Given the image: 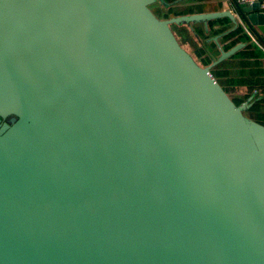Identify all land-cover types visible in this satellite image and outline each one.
<instances>
[{
    "label": "water",
    "instance_id": "1",
    "mask_svg": "<svg viewBox=\"0 0 264 264\" xmlns=\"http://www.w3.org/2000/svg\"><path fill=\"white\" fill-rule=\"evenodd\" d=\"M153 1L0 0V264H264L256 90L235 104L168 26L264 46L260 0Z\"/></svg>",
    "mask_w": 264,
    "mask_h": 264
},
{
    "label": "flooded vegetation",
    "instance_id": "2",
    "mask_svg": "<svg viewBox=\"0 0 264 264\" xmlns=\"http://www.w3.org/2000/svg\"><path fill=\"white\" fill-rule=\"evenodd\" d=\"M198 5L199 0H154L148 5V8L158 19L168 21L176 16L202 13L192 12L193 10H196L195 8H197ZM154 10L160 14L159 17L156 15ZM171 25H174L180 39H178L172 30ZM168 26L179 45L199 66H211L210 71L216 80L217 77L215 75L214 68H218V65H225L227 61L230 60L236 53L247 47V40L240 41L239 38L251 37V35L247 32L240 34L238 29L235 31H229L231 30L232 25L226 30L218 33V21L207 22V27H205L202 23L194 24L192 22H190L189 25L170 22L168 23ZM212 28L215 29L213 33H211ZM224 32L227 33L222 34ZM239 42H243L245 45L232 56L219 63H214L218 60L221 49L226 51Z\"/></svg>",
    "mask_w": 264,
    "mask_h": 264
},
{
    "label": "crops",
    "instance_id": "3",
    "mask_svg": "<svg viewBox=\"0 0 264 264\" xmlns=\"http://www.w3.org/2000/svg\"><path fill=\"white\" fill-rule=\"evenodd\" d=\"M222 0H199V5L196 10H193L192 12H208L211 10H218L220 6V2ZM223 7H226V4L224 3ZM231 24L223 21L218 22V33L226 30L228 27H230ZM241 31V29H238ZM215 29H211V33H213ZM264 37V35H263ZM240 41H246L248 42L247 47L243 49L242 51L236 53L237 54H245L246 57L244 60H242L241 66L249 67L254 72V76L250 92L253 90H256V97L257 100L251 105L250 108L256 109L254 112V116H250L252 120L264 125V63L260 62L255 57V51H258L263 46L260 44L253 36L249 37H242L239 38ZM229 43V42H228ZM262 45V46H261ZM264 47V46H263ZM259 109V110H258Z\"/></svg>",
    "mask_w": 264,
    "mask_h": 264
},
{
    "label": "rangeland",
    "instance_id": "4",
    "mask_svg": "<svg viewBox=\"0 0 264 264\" xmlns=\"http://www.w3.org/2000/svg\"><path fill=\"white\" fill-rule=\"evenodd\" d=\"M156 15L159 17V13L154 10ZM172 30L178 36L174 25H171ZM247 38V37H246ZM262 46V45H261ZM245 54L234 55L225 65L214 68L215 75L219 83L223 86L230 99L239 104L250 95L251 84L253 81L254 72L249 67L241 66L242 60L246 57ZM255 57L258 61L264 63V47L260 50L255 51ZM244 58V59H243ZM256 96H254L255 98ZM256 109L249 108L244 111L247 117L254 116ZM259 110V109H258ZM254 112V113H252Z\"/></svg>",
    "mask_w": 264,
    "mask_h": 264
},
{
    "label": "built area",
    "instance_id": "5",
    "mask_svg": "<svg viewBox=\"0 0 264 264\" xmlns=\"http://www.w3.org/2000/svg\"><path fill=\"white\" fill-rule=\"evenodd\" d=\"M238 2L251 3L256 0H237ZM260 9L264 12V0H260Z\"/></svg>",
    "mask_w": 264,
    "mask_h": 264
},
{
    "label": "trees",
    "instance_id": "6",
    "mask_svg": "<svg viewBox=\"0 0 264 264\" xmlns=\"http://www.w3.org/2000/svg\"><path fill=\"white\" fill-rule=\"evenodd\" d=\"M222 65H218V67H221ZM219 82V81H218ZM220 84V83H219ZM221 85V84H220ZM221 87L223 88V86L221 85ZM223 90L225 91V89L223 88ZM226 92V91H225ZM227 93V92H226ZM251 94V93H250ZM236 104V103H235Z\"/></svg>",
    "mask_w": 264,
    "mask_h": 264
}]
</instances>
